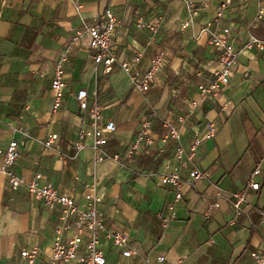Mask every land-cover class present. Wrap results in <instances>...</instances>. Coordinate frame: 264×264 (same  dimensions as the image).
Segmentation results:
<instances>
[{
	"label": "crops",
	"instance_id": "obj_1",
	"mask_svg": "<svg viewBox=\"0 0 264 264\" xmlns=\"http://www.w3.org/2000/svg\"><path fill=\"white\" fill-rule=\"evenodd\" d=\"M107 8L121 21L119 61L109 74L96 64L87 31L72 43L74 29L100 24ZM142 20L154 28L140 27ZM212 32L233 44L236 64L229 84L187 118L177 142L165 120L179 123L199 85L212 79ZM255 40L264 43V0H0V264H80L50 259L54 243L72 235L66 212L33 197L26 185L10 186L2 168L14 139L19 176L32 180L40 173L41 184L80 203L87 193L97 194L108 225L129 235L130 257L102 237L106 264H155L160 256L167 264H251L264 242V48ZM69 45L65 95L54 108V69ZM159 54L165 68L149 90H134L120 61L139 55L146 70ZM81 88L101 100L116 123L106 149L121 160H96L92 138L82 151L73 147L83 127L75 98ZM146 115H155L154 141L131 151ZM210 122L218 126L212 137ZM53 133L59 140L45 146ZM196 138L201 142L191 160ZM179 143L182 158L175 157ZM259 162L256 190L250 179ZM195 166L207 172L202 180L184 181L180 190L163 182L172 173L186 180ZM239 190L248 202L240 215L231 202ZM213 202L219 208L207 213ZM33 248L39 254L30 263L22 252Z\"/></svg>",
	"mask_w": 264,
	"mask_h": 264
},
{
	"label": "built area",
	"instance_id": "obj_2",
	"mask_svg": "<svg viewBox=\"0 0 264 264\" xmlns=\"http://www.w3.org/2000/svg\"><path fill=\"white\" fill-rule=\"evenodd\" d=\"M103 20L95 26H86L84 28H75L72 36V43L80 41L81 37L87 31L91 37V48L95 51L94 60L96 64L104 67V72L109 74L113 71L114 65L119 61V45L116 38L117 28L120 25V19L112 8H107L103 15ZM140 27H150L143 20L138 24ZM256 41V40H255ZM257 45L263 49L264 43L256 41ZM209 44L217 51V67L212 79L199 85L198 95L187 103V109L180 117V122L165 120L168 127V135L171 139L179 142L182 136V125L191 115L197 114L205 102L210 100L221 92L230 82L234 66L236 64L237 52L232 43L229 42L225 34L212 32L209 38ZM70 45L65 46L59 59L57 60L54 77L52 79L53 106L59 108L62 105L67 85L66 68L70 58ZM139 55L134 56L132 61H120L123 70L131 75V82L134 90L147 91L153 80L165 68L166 61L162 54L157 55L146 70H143L140 64ZM75 98L78 102V112L81 117L83 127L79 132L78 139L73 142V147L77 151H82L86 147V139L92 138L91 145L96 160L113 157L116 160L122 159V154L111 155L106 147L110 136L117 132L116 123L106 117V106L97 97L92 96L87 88H81L76 91ZM155 115H146L142 119V126L137 132L133 141L130 143L131 151L141 150L145 146L153 143V126ZM218 131L215 122L208 125L207 136L212 137ZM59 134L53 133L45 140V146L50 147L59 140ZM201 139L196 138L188 151V158L193 160ZM19 152V142L12 140L5 155V161L2 170L8 177V182L13 189H19L26 185L30 194L42 200L51 208L61 207L66 216L70 219L66 228L72 231V235L66 242L57 240L51 249V261H70L77 259L80 264H106L107 253L101 246L102 237L105 236L115 248L122 250L124 256L130 257L134 250L130 244L129 235L121 230H117L108 225L107 219L99 208L101 198L95 193H87L84 201L80 203L74 196L60 192L53 184H41L42 175L38 173L32 180H26L19 176L13 168L15 159ZM185 148L182 144L175 149V157L182 158ZM261 173L260 162L257 164L251 179L250 186L258 190L260 183L254 180V176ZM207 176V172L200 167L195 166L189 176L184 180L180 174L172 173L163 178L164 183L172 184L179 190L184 181L194 184ZM180 196V195H179ZM231 202L237 210L238 215L244 213L248 206L246 194L243 190L235 191L231 196ZM219 208L218 202L210 204L208 212ZM167 222V219H164ZM39 254L38 248L25 250L22 255L29 258L32 263ZM253 262L251 264H264V242L256 247L252 252ZM155 264H167L166 257L160 256Z\"/></svg>",
	"mask_w": 264,
	"mask_h": 264
}]
</instances>
